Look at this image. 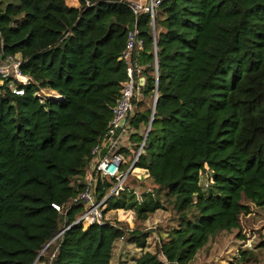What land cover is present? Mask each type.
<instances>
[{"label":"trees","instance_id":"16d2710c","mask_svg":"<svg viewBox=\"0 0 264 264\" xmlns=\"http://www.w3.org/2000/svg\"><path fill=\"white\" fill-rule=\"evenodd\" d=\"M77 1L0 0V62L13 57L27 78L0 79V264H112L117 242L139 251L132 264H188L238 229L250 213L243 201L264 205V0H160L152 27L129 0ZM133 26L144 83L126 117L133 152H116L134 154L151 117L133 165L151 186L137 205L124 190L110 196L102 224L73 223L85 209L72 199L90 149L126 80L120 56ZM120 208L131 209L133 227L118 221ZM156 210L170 216L148 229Z\"/></svg>","mask_w":264,"mask_h":264},{"label":"built area","instance_id":"2783aa9c","mask_svg":"<svg viewBox=\"0 0 264 264\" xmlns=\"http://www.w3.org/2000/svg\"><path fill=\"white\" fill-rule=\"evenodd\" d=\"M160 0H129L128 7L134 16L139 12L149 14L150 25H153V14ZM153 29V28H152ZM142 40L138 37L137 29L133 26L126 33L124 49L120 58L125 63L126 80L122 84L119 96L112 108L111 117L107 123V128L101 137L99 143L94 144L90 149V179L86 181V185L81 190L77 191L73 197L74 202H81L84 204V211L77 216L73 223L82 224H102L104 204L110 196H117L120 191H123L125 181L134 168V163L142 149L146 137V130L142 139L137 146L134 154L124 157L121 153H117L119 148L120 137L126 133L127 122L126 117L132 109L131 98L133 95L134 85L138 84V76H140V66L138 65L136 56L142 49ZM155 58V56H154ZM18 62L13 57L7 56L0 62V79L7 76L19 75L17 70ZM11 68L12 72H9ZM17 79V78H14ZM27 78L25 77V81ZM23 81V82H25ZM143 81V79H142ZM139 85V84H138ZM142 85V84H141ZM15 94H22V91L17 88H12ZM156 96L154 93L153 97ZM127 163L125 170H121L120 166ZM200 180L203 182L200 185L206 187L211 181L207 172H200ZM104 179L113 180L112 185L107 191H101V183ZM99 195V199L95 198ZM137 201L139 197L134 195ZM56 211H60V205L53 203L51 205Z\"/></svg>","mask_w":264,"mask_h":264},{"label":"rangeland","instance_id":"374dc122","mask_svg":"<svg viewBox=\"0 0 264 264\" xmlns=\"http://www.w3.org/2000/svg\"><path fill=\"white\" fill-rule=\"evenodd\" d=\"M15 2V0H7ZM154 30V29H153ZM9 72H12L9 68ZM22 77V76H21ZM19 81H25L18 79V76L14 75ZM39 94L43 96L53 95L50 91L40 90ZM139 99V95H136L134 101ZM151 99L148 97L145 101L152 104ZM129 131V129H128ZM130 142H132L129 139ZM133 145V144H132ZM129 147L125 148H130ZM124 147V146H123ZM131 152L133 149L130 148ZM131 156V155H129ZM91 171V166L89 169ZM134 173L130 174L124 184V192L131 194L133 197H139V193L147 188H150L151 181L145 176L143 172L134 170ZM142 174V175H141ZM144 176V186L133 184L134 178ZM203 182V179L200 180ZM135 183V182H134ZM127 185V186H125ZM135 199L134 204H138ZM248 203L250 213L242 215L239 221L238 229L232 230L231 232H220L214 238L210 239L204 247L197 251L194 258L188 264H264V249L259 244L264 243V205H256ZM110 213H106L108 217ZM117 219L120 222L126 223L128 227H133L134 215L131 209L120 208L116 211ZM170 213L168 210H156L152 213L143 223L148 229H154L157 226H164L168 220ZM154 236L151 235L149 241L154 240ZM139 254V251L123 242H117L114 250L112 264H132L133 258Z\"/></svg>","mask_w":264,"mask_h":264},{"label":"crops","instance_id":"0c3cea01","mask_svg":"<svg viewBox=\"0 0 264 264\" xmlns=\"http://www.w3.org/2000/svg\"><path fill=\"white\" fill-rule=\"evenodd\" d=\"M64 1H65V4L70 6V7H77L78 6V1L77 0H64ZM142 79H143V81H142ZM143 83H144L143 76L142 75L138 76V84L141 85ZM42 90L46 91V89H42ZM129 139H130V131L126 130V133H124L120 137L119 146L129 147L130 145H132L133 143L130 142ZM134 170L139 171L137 168L133 169V171ZM133 171H132V173H134ZM84 178H85L86 181L90 179L89 170L85 173ZM139 178H143V177L140 176Z\"/></svg>","mask_w":264,"mask_h":264},{"label":"water","instance_id":"95a60500","mask_svg":"<svg viewBox=\"0 0 264 264\" xmlns=\"http://www.w3.org/2000/svg\"><path fill=\"white\" fill-rule=\"evenodd\" d=\"M155 97H156V96H155ZM155 97H153V99H152V104H151V107H150V115H152L153 110H154ZM150 121H151V117H149V122H148V124H147L146 132H147V130H148V126H149V124H150Z\"/></svg>","mask_w":264,"mask_h":264},{"label":"bare ground","instance_id":"6f19581e","mask_svg":"<svg viewBox=\"0 0 264 264\" xmlns=\"http://www.w3.org/2000/svg\"><path fill=\"white\" fill-rule=\"evenodd\" d=\"M18 76V79L22 80L23 79V76L21 77V75H17ZM56 97V96H55Z\"/></svg>","mask_w":264,"mask_h":264}]
</instances>
